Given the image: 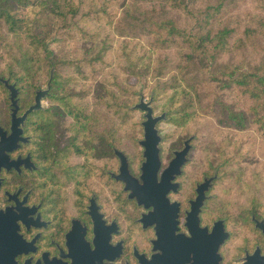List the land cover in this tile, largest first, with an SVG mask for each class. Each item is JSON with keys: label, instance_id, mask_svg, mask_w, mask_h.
<instances>
[{"label": "flooded vegetation", "instance_id": "1", "mask_svg": "<svg viewBox=\"0 0 264 264\" xmlns=\"http://www.w3.org/2000/svg\"><path fill=\"white\" fill-rule=\"evenodd\" d=\"M1 49L0 264H242L247 255L253 262L264 256V232L252 217L264 218L252 208L233 217L211 207L218 175L207 159L196 158L193 134L160 151L158 180L191 137L165 194L170 207L149 215L153 207L138 205L116 178L115 149L126 156L128 173L139 177L143 127L136 172L130 151L113 142L60 141L51 126L49 63L46 79L38 75L36 81L32 62L25 66ZM40 89H47L41 107L31 109ZM214 175L201 206L192 208L198 186ZM231 220H239L235 228Z\"/></svg>", "mask_w": 264, "mask_h": 264}, {"label": "trees", "instance_id": "2", "mask_svg": "<svg viewBox=\"0 0 264 264\" xmlns=\"http://www.w3.org/2000/svg\"><path fill=\"white\" fill-rule=\"evenodd\" d=\"M235 3L0 0V26L7 30L0 33V48L35 68V58L49 53L47 38L67 33L88 40L89 48L80 54L51 51V126L64 143L117 145L128 135L116 118L129 111L131 86L125 81L131 76L151 80L155 99L167 95L177 125H187L197 108L207 109L221 113L225 126L253 127L264 138V0ZM64 40L71 42H59ZM169 49L175 51L173 61L161 55ZM261 180L251 205L260 216Z\"/></svg>", "mask_w": 264, "mask_h": 264}, {"label": "rangeland", "instance_id": "3", "mask_svg": "<svg viewBox=\"0 0 264 264\" xmlns=\"http://www.w3.org/2000/svg\"><path fill=\"white\" fill-rule=\"evenodd\" d=\"M247 3L248 0H236L235 4L242 7ZM6 31L5 26H0V33ZM59 39H71V42L67 43L65 40L59 42ZM45 43L49 56L43 58L40 55L35 58L36 81L38 75H40V80L44 77L46 79L48 61L53 76L54 59L51 51H62L63 54L67 52L71 56L72 52L80 54L89 48L88 40L80 36L72 38L67 33L47 38ZM161 55L172 61L176 57L173 49L162 51ZM57 65L62 71H65L64 63ZM125 83L131 86V94L127 100L129 111L122 113V119L116 118V122L122 125L120 128H123L124 132L126 129L128 130V135H121L120 139L118 138L119 143L115 145L130 151L131 167L134 172L137 171L141 159L137 140L142 137L143 112L133 109L132 105L139 100L142 94L145 100L152 96L151 106L155 115L166 113V118L157 125L161 136L160 151L163 152V155L172 145L178 144L180 138L193 134L196 158L207 159L210 162L211 170L215 171L216 169L218 178L212 185L211 207L219 208L222 211L218 212L233 217L242 216L243 211L240 209L252 208L253 196H257L256 191L260 190L257 187H261L260 181L264 178V138L259 136L255 128L233 129L222 124L219 120L222 116L221 113L200 108L191 113V120L187 125H177L172 121L171 113L168 112L167 95L163 94L160 98H154L151 92V80L131 76ZM39 84L36 82V85ZM202 100L206 101V97ZM259 211L263 215L256 214V216L264 218V208ZM229 222L235 228L233 224L237 222L234 220Z\"/></svg>", "mask_w": 264, "mask_h": 264}, {"label": "water", "instance_id": "4", "mask_svg": "<svg viewBox=\"0 0 264 264\" xmlns=\"http://www.w3.org/2000/svg\"><path fill=\"white\" fill-rule=\"evenodd\" d=\"M52 75V70H51ZM47 89H40L36 92L35 103L31 109H38L41 107V98L45 95ZM153 98L150 96L148 100H145L141 94L139 100L132 105L133 109H138L143 112V120L141 125L143 127V138L139 143L143 147V158L141 162L140 170L141 173L139 177H134L129 174L128 163L126 156L122 151L115 149L116 155L120 159V173L116 178L121 179L125 182V189H129V197L135 199L138 205H143L144 207H153L152 215L161 207H170V202L166 198L165 194L168 192L172 184L170 183L172 179L173 170L178 168L186 159L185 155L188 150L187 143L190 141L191 137L185 140V146L182 150L175 151L174 157L169 161L168 167L162 172L161 179H157V171L161 164L160 158V142L161 136L158 130V122L166 118V113L162 112L155 115L153 108L151 106ZM215 175L210 179H206L204 183L200 184L197 188L198 194L196 198L191 201V207L198 209L203 201V191L209 185V182L215 179ZM141 181H140V180ZM197 212V210L195 211ZM256 226L264 232V220H256ZM140 221H145V215L140 218ZM222 221L216 222V225L221 227ZM228 233H224V237H227ZM256 252V251H255ZM254 252V253H255ZM264 264V256L259 254V261L253 262V254L247 255L245 261L242 264Z\"/></svg>", "mask_w": 264, "mask_h": 264}, {"label": "bare ground", "instance_id": "5", "mask_svg": "<svg viewBox=\"0 0 264 264\" xmlns=\"http://www.w3.org/2000/svg\"><path fill=\"white\" fill-rule=\"evenodd\" d=\"M8 124V123H7Z\"/></svg>", "mask_w": 264, "mask_h": 264}]
</instances>
